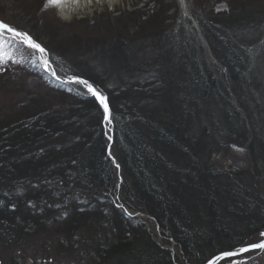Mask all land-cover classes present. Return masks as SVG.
<instances>
[{
  "label": "trees",
  "instance_id": "16d2710c",
  "mask_svg": "<svg viewBox=\"0 0 264 264\" xmlns=\"http://www.w3.org/2000/svg\"><path fill=\"white\" fill-rule=\"evenodd\" d=\"M196 21L219 74L203 57L196 31L187 37L184 22L175 18L165 32L171 42L147 69L138 70L129 58L123 62L128 78L120 77L122 90L116 82L81 75L108 96L120 187L103 111L92 97L72 92L67 117L40 110L38 104L23 105L0 129V228L10 225L0 229V245H17L10 237L16 234L13 228L18 236L34 237L39 227L55 225L58 237L43 255L42 262L51 260L46 264H205L219 253L247 246L264 230V192L248 190L232 174L206 169L200 159L204 146L217 143L219 134L227 135L228 140L221 138L224 145L248 143L253 121L263 120V103L257 106L247 79L259 59L264 63V13L205 14ZM125 40V51H131ZM49 57L59 74L76 76L51 52ZM2 67L0 80H11L15 73ZM38 74L53 89L66 92L40 70ZM126 79L136 84L128 89ZM153 103L161 114L154 112ZM9 131L22 137L15 143ZM55 139L60 144L50 145ZM18 146L24 154L17 153ZM60 146L66 151L58 156ZM182 159L187 162L179 163ZM118 187L125 209L154 221L163 244L144 221L115 205ZM11 259L0 258V264H18Z\"/></svg>",
  "mask_w": 264,
  "mask_h": 264
},
{
  "label": "rangeland",
  "instance_id": "374dc122",
  "mask_svg": "<svg viewBox=\"0 0 264 264\" xmlns=\"http://www.w3.org/2000/svg\"><path fill=\"white\" fill-rule=\"evenodd\" d=\"M86 2L87 0L85 4ZM83 4L79 0H63L60 6L66 12L70 13L71 10H75L69 19H64L58 7H46L47 0H0V19L39 38L38 43L41 42L40 44L47 49L48 53L51 52L59 60L61 67L66 66L70 71H67L69 74L98 77L110 83L116 82L115 87L120 90L123 87L122 83L118 82L120 77L128 78L126 68H122L123 62L129 58L128 63L135 61L138 70L139 68L147 69L150 62L165 51V44L171 42L170 34L165 32L172 29L175 18L184 22L187 37L192 35L190 33L192 29L196 31L197 40L202 45L203 57L210 69L219 74L220 67L210 53L208 43L201 35L196 21L197 15L229 17V15L237 16L248 9L255 13H264V0H183V2L181 0H88L86 5ZM125 39L129 41L131 51H125L126 45L124 47L123 42ZM118 50L119 53H117ZM13 55L16 60L23 59V63L9 61L4 65L15 75L10 76L11 80H8L6 74L7 78L0 80V129L22 111L23 105L24 108H28L31 104H38L40 110L50 108L67 117L68 108L73 104L72 92L89 94L82 86L72 83H64L62 88H65V93L50 87L38 74L39 68L56 79L59 77L61 81H68L71 77H60L56 73L54 76L52 68L45 70L39 62L35 65L29 62L33 58V53L24 45H17ZM258 61L261 64L252 67L249 79H247L249 83L247 87L250 89L251 97L259 101L257 106L263 103V107H259L263 111L261 112L263 120L258 121L256 118L257 125L253 121L254 132L250 130L248 143L224 145L225 140L221 138L226 134H219L217 138L219 144L217 142L210 146L205 145L206 149L201 151L200 159L206 169L208 167L210 170L213 168L221 173L232 174L234 178L237 177V180L243 181L248 190L264 192V63L260 59ZM2 66L0 64V72L5 71ZM222 70L224 72V69ZM126 81L128 82L126 88L136 84L127 79ZM56 84L61 85V82L57 81ZM152 107L156 114H161L159 106L153 103ZM105 130L111 137V126L108 127L105 123ZM9 132L16 143L22 137L20 133L23 131L21 130L18 134ZM68 137L71 136H65V138ZM157 137H159L158 134ZM109 141L113 174L120 187L123 184L122 169L120 166L116 167L118 163L112 137ZM56 143L60 144L57 139L53 140V143L49 142L52 146ZM66 146L65 150L63 146L55 150L58 156L65 153ZM238 149H243V151H238ZM15 150L17 153H25L24 149L19 146L15 147ZM182 160L179 163L187 162ZM191 162L188 161L190 165L193 164ZM257 165L259 169L256 172ZM119 187L115 192V205L122 211L124 210L127 216H137L144 221L151 231L155 232L157 242L163 244L162 236L154 221L152 223V220L141 212L125 209L119 199ZM8 227H10L8 223L1 224L0 229L4 231ZM54 227L55 225L39 227L34 237L30 234L29 237L27 235L24 237L21 233L18 236L19 231L13 228L16 234L10 237L16 239L14 241L17 245L11 248L0 245V258L4 262L14 258L18 264H46V260H51L44 259L42 262L43 255L49 247L54 245L58 237ZM56 228L58 230L60 226ZM99 238L97 242L101 244L103 241ZM250 240L254 243L264 240V237H260L258 233ZM170 248L174 250L173 253L182 255L178 247L171 246ZM237 261L239 264H264V250L224 259L217 264H236ZM82 262L88 264L84 260Z\"/></svg>",
  "mask_w": 264,
  "mask_h": 264
},
{
  "label": "snow or ice",
  "instance_id": "6c2138e0",
  "mask_svg": "<svg viewBox=\"0 0 264 264\" xmlns=\"http://www.w3.org/2000/svg\"><path fill=\"white\" fill-rule=\"evenodd\" d=\"M183 2V0H181ZM63 3V0H47L46 7H59ZM17 45H24L30 49L33 53V58L29 61L34 65L39 62V65L45 70L51 68L49 63V53L45 47L37 42L29 32L20 30L17 27L12 26L10 23L4 19H0V64L6 65L9 61L12 63H23V59H14V52ZM39 54V55H36ZM55 76V72L52 73ZM59 79V77H57ZM64 83H72L82 86L86 91L95 98L99 106L103 111V121L106 126L110 127L113 125L114 117L112 115L110 105L108 103V96L104 92L95 86L86 78L80 76H73L68 81H61V85ZM78 95L80 93H77ZM111 139V137H109ZM238 151H243V149H238ZM119 168V164L116 165ZM122 207V205H119ZM126 211V210H125ZM131 215V213H129ZM260 237H264V231L259 232ZM242 244L246 242H241ZM259 249L264 250V240L248 244L247 246H238L232 250L224 251L223 253L215 255L214 258H210L207 264H217V261L224 258L236 257L244 253H248L252 250ZM236 264H239L237 261Z\"/></svg>",
  "mask_w": 264,
  "mask_h": 264
},
{
  "label": "bare ground",
  "instance_id": "6f19581e",
  "mask_svg": "<svg viewBox=\"0 0 264 264\" xmlns=\"http://www.w3.org/2000/svg\"><path fill=\"white\" fill-rule=\"evenodd\" d=\"M72 1V0H71ZM79 1H81L82 2V4L83 5H86L87 4V2H88V0H87V2H86V4H85V0L83 1V0H79ZM58 9H59V12H60V14H61V16L64 18V19H69L72 15H73V12L75 11V10H71V12L70 13H68V12H66L64 9H63V7H58ZM207 263V262H206ZM205 263V264H206Z\"/></svg>",
  "mask_w": 264,
  "mask_h": 264
},
{
  "label": "water",
  "instance_id": "95a60500",
  "mask_svg": "<svg viewBox=\"0 0 264 264\" xmlns=\"http://www.w3.org/2000/svg\"><path fill=\"white\" fill-rule=\"evenodd\" d=\"M255 250H257V249H255ZM252 251H254V250H252ZM251 252V251H250ZM223 253V252H222ZM249 253V252H248ZM220 254V253H219ZM244 254H246V253H244ZM244 254H241V255H239V256H242V255H244ZM239 256H236V257H239ZM215 257V256H214ZM213 257V258H214ZM231 258H234V257H231ZM224 259H227V258H224ZM221 260H223V259H221ZM221 260H219V261H221ZM219 261H217V263L219 262ZM207 264V263H206Z\"/></svg>",
  "mask_w": 264,
  "mask_h": 264
}]
</instances>
